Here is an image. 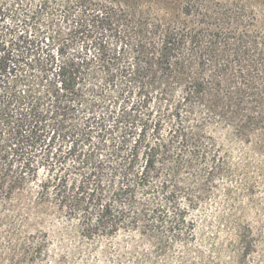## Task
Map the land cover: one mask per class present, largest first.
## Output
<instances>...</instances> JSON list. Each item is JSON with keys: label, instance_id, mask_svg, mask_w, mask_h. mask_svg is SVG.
Listing matches in <instances>:
<instances>
[{"label": "trees", "instance_id": "1", "mask_svg": "<svg viewBox=\"0 0 264 264\" xmlns=\"http://www.w3.org/2000/svg\"><path fill=\"white\" fill-rule=\"evenodd\" d=\"M182 14L0 0L2 264L85 247L89 264H248L264 247V222L232 220L236 172L264 165V40L240 12Z\"/></svg>", "mask_w": 264, "mask_h": 264}, {"label": "rangeland", "instance_id": "2", "mask_svg": "<svg viewBox=\"0 0 264 264\" xmlns=\"http://www.w3.org/2000/svg\"><path fill=\"white\" fill-rule=\"evenodd\" d=\"M112 4L128 9L134 10L137 13H143V17L150 16V21L162 26L168 25H185L188 24L187 18L182 14L183 8L187 4L194 5L197 11L207 13L213 16L227 13L233 15L235 13H242L245 21L247 31L259 43L264 40V0H106ZM148 15V16H147ZM149 18V17H148ZM240 28L232 25L227 31H238ZM259 47H262L259 45ZM229 145L235 153L242 148L241 142L238 138H231ZM253 142L264 144V136H255L252 138ZM239 155V154H238ZM248 168L240 166L236 172L237 181L233 183L235 190V210L232 213V220L243 222H252L256 228H259L260 223L264 222V165L250 160ZM243 180V183L241 182ZM245 182V183H244ZM220 209V215L226 216L221 203L211 204L205 210V218L212 220L217 209ZM258 222V225L256 224ZM208 231V230H206ZM224 227L221 228V233L218 238V244L225 241ZM209 232V231H208ZM84 253L71 260L69 264H89L93 262L94 257L89 253V248H84ZM236 259H227V256L222 255L221 264H236L239 258L237 250ZM5 260V251L0 245V264ZM248 264H264V247L261 246L258 254H254L248 259Z\"/></svg>", "mask_w": 264, "mask_h": 264}]
</instances>
